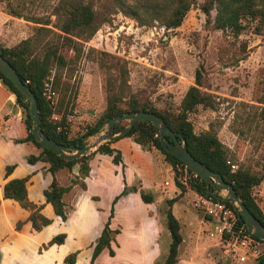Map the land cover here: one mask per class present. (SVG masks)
<instances>
[{
	"label": "rangeland",
	"instance_id": "374dc122",
	"mask_svg": "<svg viewBox=\"0 0 264 264\" xmlns=\"http://www.w3.org/2000/svg\"><path fill=\"white\" fill-rule=\"evenodd\" d=\"M63 1L65 0H0V45L12 46L22 39L30 38L31 50L36 55H41L48 46L54 45L65 59L62 66L54 64L50 67L46 79L56 93V104L51 108V115L57 117L55 121L65 120L68 116V125L73 134L81 132L103 111L107 71L100 64L108 65L110 56L118 58L124 66L125 83L130 91L144 90L158 108H168L173 112L177 111L187 87L193 84L194 71L201 64L207 85L200 88L212 96L215 104L213 109L198 105L188 114L193 131L199 133L209 128L216 130L218 140L234 165L233 168L230 167L231 170L241 168L250 172H262L264 122L260 112L264 106V31L255 29V21H249L237 36L228 31L212 29L211 19L207 23L200 8L203 0H194L180 24L175 28L165 29L157 21L140 24L112 6L109 0H81L89 2L95 10L94 19L98 28L88 40L70 36L77 43L73 48L71 45H64L63 37L68 35L60 31L55 15L52 14L55 6ZM155 1H165L168 7L174 4V0ZM125 2L136 4L141 12V0ZM10 10L22 16L11 15ZM209 14L212 18L214 10ZM25 16L47 19L48 23H34L25 20ZM110 72L117 76L116 69L111 68ZM6 94L1 128L7 126L10 134L18 136L21 132H26L22 112L17 107L13 94ZM105 131L104 125L87 142H93ZM149 153L154 162L153 191L160 198L172 196L175 191L172 168L159 151L151 148ZM117 165L109 156L103 155L97 174L90 182V189L98 198L97 205L105 212L113 197L122 189L126 192L114 204L125 195L133 193L132 183L127 179L130 174L129 164L125 162L124 165ZM62 171L58 172L56 178L62 185H66L61 179ZM101 176L104 178L102 182ZM163 180L169 185L162 186ZM217 193L221 196L225 194L223 190H218ZM252 194L258 205L264 208V177L252 188ZM130 198L132 196L126 200ZM191 200L192 195L187 192L172 205L173 215L181 224V251H200L208 247L201 255H204L206 261L214 262L216 256L210 250L217 236L212 231L211 224L192 208ZM63 201L67 202V198L63 197ZM131 206L136 209L135 205ZM165 208L166 202L161 200L157 209L163 217ZM119 221L124 229L129 228V222L122 218ZM93 222L90 229L96 224ZM27 239L16 240L17 246L24 251H29L30 248ZM84 239L82 254L89 243L87 237ZM169 241L168 233L162 235V250L166 249Z\"/></svg>",
	"mask_w": 264,
	"mask_h": 264
},
{
	"label": "trees",
	"instance_id": "16d2710c",
	"mask_svg": "<svg viewBox=\"0 0 264 264\" xmlns=\"http://www.w3.org/2000/svg\"><path fill=\"white\" fill-rule=\"evenodd\" d=\"M193 2L194 0H174V4L168 7V5H165V1L159 3L155 0H141L139 5L142 7V10L139 12V8L136 4H127L125 0H109L112 6H116L121 12L130 15L140 24H151L153 21H157L162 24L165 29L177 27ZM200 8L205 15L206 22L209 23V19H211L210 26L212 29L228 31L233 36H237L249 21H255V29L259 32L264 31V0H203ZM212 9L214 10V15L211 18L209 12ZM52 11V14L55 15L58 28L62 33L68 35L63 37L64 45H71L74 48L77 43L70 36L88 40L98 28V23L94 19L96 12L89 2L65 0L55 6ZM9 14L18 17L22 16L13 10H10ZM23 18L34 23H48L47 19L43 20L29 16ZM0 55L8 61L22 83L30 89L35 97L40 128L50 140L62 145L82 147L88 143L87 139L90 136L100 132L109 118L124 112H152L158 115L166 126L177 135V140H179V137L182 138L187 151L196 160L208 169L218 173L224 181L231 184L241 202L264 226V213L252 194V188L258 185L264 177V167L261 173L250 172L247 169L241 168L231 170L230 164L232 163L228 158L227 150L216 136V130L209 128L206 131L195 133L187 117L198 105L204 108H214L215 102L212 96L200 88L207 85L202 72L203 66L201 64H199L194 71L193 84L187 87L179 102L177 111L173 112L168 108H158L150 98L147 97L144 90H139L137 92L130 91L125 83L126 70L124 66L118 58L110 56L108 65L104 63L100 64L104 66L107 71L105 107L94 121L87 124L81 132L72 134L69 125L64 126V119H59L57 121L52 120L51 107L42 96L43 83L47 79L50 67L54 64L62 66L65 63V59L61 53L57 52L56 47L54 45L48 46L41 55H36L31 50V39L25 38L12 46L0 45ZM111 68L116 69L117 76L110 72ZM0 84L7 92L13 94L15 103L17 107L20 108L23 116L22 122L26 135L24 137L13 138L12 141L14 143L31 141L40 148L37 155L29 154L25 157V161L29 164H33L36 161H43L48 164L47 171L51 174V180L42 190V195L44 202L49 203L53 213L63 222L67 218V209L62 200V196L73 185H77L79 189H85L83 179L87 176L89 171L88 160L90 157L95 152L107 154L111 156V161L117 164L120 161V153L109 146L114 140L104 141L98 144L94 150L70 160L63 159L53 151L41 147L30 133L31 119L27 110V101L1 72ZM55 86L56 78L54 77L53 87ZM260 116L264 122V106L262 107ZM59 125L62 127L61 129H57ZM126 125V120L114 122L113 133L121 131ZM121 137H129L143 151L150 152L151 148L159 151L163 155V159L170 165L174 172L173 183L179 188V195L184 191L185 187L176 180L178 174L177 168H182L184 166L180 160L163 149L159 142L158 131L149 121L140 120L134 122L124 135L116 139ZM0 138L4 139V136L0 134ZM164 141L169 143L172 142L171 138L167 135L164 136ZM74 165H77V174L69 178L68 184L61 185L54 176L55 172L59 169L70 170ZM14 166V163L4 166V177L11 172ZM186 170L190 172L187 168ZM27 179L28 175L5 181L2 184V197L15 201L19 207L26 210L28 213L26 219L29 221L31 228L35 231H39L42 227L48 225L51 220L40 212L43 204L33 203L27 198L25 188ZM188 187L199 194L225 200L228 205L234 208L239 223L244 225L242 216L237 207L232 201L222 198V196L217 193V188L209 186V193H207L203 179L198 176L188 181ZM131 189L132 191L138 192L142 202L150 203L153 201V195L143 190L138 183L132 185ZM125 192L126 190L122 189L118 195L113 197L100 233L95 238L92 245L88 264H94L95 257L103 248L107 249L110 256L113 255V251L110 248V241L113 240L118 230L109 228V221L113 215L114 202ZM176 198L177 196L165 200L166 208L164 209V221L170 241L164 259L160 262L155 261L153 264H175L177 261V247L181 241V236L179 233L178 220L173 216L170 210V206ZM21 225L22 221L17 220L14 224V230H19ZM64 238L65 234L63 232L54 234L46 242L38 246L37 252L40 253L41 250L46 249L52 244H61ZM262 241L264 242V240ZM210 251L211 254L216 256L214 262L211 261L213 264H228L226 259L220 255L217 247L211 248ZM77 253V250L67 253L62 258L60 264H73ZM254 263L264 264V250L254 260Z\"/></svg>",
	"mask_w": 264,
	"mask_h": 264
},
{
	"label": "crops",
	"instance_id": "0c3cea01",
	"mask_svg": "<svg viewBox=\"0 0 264 264\" xmlns=\"http://www.w3.org/2000/svg\"><path fill=\"white\" fill-rule=\"evenodd\" d=\"M6 93L7 91L0 84V134L4 136V139L0 138V264H60L62 258L74 250H77L78 253L73 264H88L92 245L95 238L99 235L109 211L108 209L105 212L98 207V198L97 195L92 193L90 182L97 174L101 157L107 154L95 152L88 160L89 171L83 179L85 189L82 190L77 185H73L63 194L62 200L63 197L67 198V202H63L65 207L68 208V215L66 220L62 222L53 213L49 203L44 202L42 195V190L51 180V174L47 171L48 164L43 161L29 164L25 161L27 155H37L40 148L31 141L19 143L12 141L13 138L24 137L26 132H21L18 136H15L10 134V129L7 126L1 128V121L5 113L4 98L7 95ZM93 136H90L89 139ZM109 146L120 153L121 162L119 161L117 164L124 165L125 162L129 164L130 174L127 177L128 181L132 185L138 183L143 190L151 193L153 201L144 203L140 200L138 192L133 191V193L125 195L121 201H117L114 204L113 215L109 221V228L118 230L113 240L110 241L113 255L110 256L107 249L103 248L95 257L94 264H153L155 261L160 262L167 253L169 242L166 249L162 250L160 239L162 235H167L168 231L164 217L160 215L157 206L161 200L165 201L177 196L170 206L173 214V203L177 199L182 198L187 192L193 195L195 191L184 186V191L179 195V188L173 184L175 191L172 196L158 197L157 193L153 191L152 169L154 162L149 151L141 150L129 137L114 139ZM109 157L111 158V156ZM12 163L15 164L14 168L4 177V166ZM117 164L115 166H118ZM60 170H63L61 179L68 184L69 178L77 174V165H74L70 170L59 169L54 174L55 178ZM27 175L28 179L25 182L27 198L33 203L43 204L40 212L51 220L48 225L42 227L39 231L31 228L29 221L26 219L28 214L26 210L19 207L15 201L2 197V184L5 181ZM103 179L101 176V182ZM56 180L59 182L57 178ZM164 181H162V186H164ZM130 196L132 198L126 200ZM122 205H124L123 208ZM131 205H135L136 209L132 208ZM260 208L264 213V208ZM120 218L129 222V228L124 229V225H121L119 221ZM17 220L22 221V225L19 230L15 231L14 224ZM92 222L93 224L96 222V224L93 229H90ZM178 223L180 233L181 224L179 220ZM71 228L74 230H71ZM60 231L65 234L61 244H52L41 250L40 253L37 252V248L41 243L46 242L51 236ZM85 237H87L89 243L86 242L88 243L87 249L82 254L85 246ZM120 237H123V239L120 240ZM19 238H28L27 240L30 243L29 251H24L17 246L16 240ZM182 242L183 238L181 237L177 247V261L175 264H213L211 261H206L204 255H201V252L204 251L205 253L208 247L200 251L182 252ZM17 260L19 261L17 262ZM245 264L255 263L250 260Z\"/></svg>",
	"mask_w": 264,
	"mask_h": 264
},
{
	"label": "water",
	"instance_id": "95a60500",
	"mask_svg": "<svg viewBox=\"0 0 264 264\" xmlns=\"http://www.w3.org/2000/svg\"><path fill=\"white\" fill-rule=\"evenodd\" d=\"M0 72L10 81L14 88L25 98L27 101V110L31 119L30 133L34 140L44 148H47L63 159H74L81 155L94 150L96 146L104 141L114 140L119 136L124 135L134 122L140 120L149 121L158 131L159 142L163 149L176 157L190 172L203 179L205 183L206 192L209 193V186L215 187L218 190H223L224 195L222 198L230 200L237 207L240 215L242 216L244 226L255 237L264 240V226L260 221L248 210V208L241 202L231 184L224 181L222 177L202 165L196 160L186 149L184 141L181 137L179 140L176 134L171 131L163 120L156 114L146 111L137 112H124L117 114L106 121V131L99 134L97 138L82 147L73 145H62L50 140L40 128V120L36 108V100L30 89L22 83L12 66L8 61L0 55ZM119 120H126L127 125L119 132L113 133V123ZM169 136L172 140L171 143L164 141V136Z\"/></svg>",
	"mask_w": 264,
	"mask_h": 264
},
{
	"label": "built area",
	"instance_id": "2783aa9c",
	"mask_svg": "<svg viewBox=\"0 0 264 264\" xmlns=\"http://www.w3.org/2000/svg\"><path fill=\"white\" fill-rule=\"evenodd\" d=\"M42 96L51 108L56 104V93L48 80L43 83ZM51 118L57 119L54 114L51 115ZM69 121L70 118L67 116L64 126L68 125ZM61 128L60 125L57 127V129ZM230 167L233 168L234 165L230 164ZM177 169L180 173L176 176V180L188 187V181L195 178L196 175L188 172L186 167ZM163 185H168V182L164 181ZM191 206L211 224V229L217 236L212 247L219 249L220 255L226 259L228 264H245L247 261H254L264 250L262 239L255 238L243 224L239 223L234 208L228 205L225 200L194 192Z\"/></svg>",
	"mask_w": 264,
	"mask_h": 264
}]
</instances>
